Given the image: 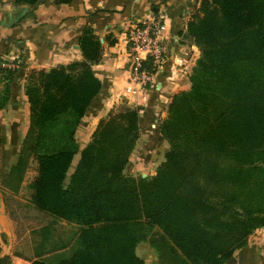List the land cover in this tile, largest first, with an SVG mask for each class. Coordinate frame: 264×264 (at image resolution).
I'll list each match as a JSON object with an SVG mask.
<instances>
[{
	"label": "trees",
	"instance_id": "16d2710c",
	"mask_svg": "<svg viewBox=\"0 0 264 264\" xmlns=\"http://www.w3.org/2000/svg\"><path fill=\"white\" fill-rule=\"evenodd\" d=\"M13 1L31 9L25 20L47 1L72 0ZM199 10L186 36L201 55L190 89L169 104L161 134L170 149L152 177L125 173L139 139L138 110L102 121L84 149L76 141L102 89L94 68L103 46L91 26L79 38L81 61L27 76L30 122L15 162L0 125V189L18 196L36 164L30 207L51 226L75 228L67 243L42 248L31 264H145L136 250L156 230L159 264H228L264 229V0H202ZM1 64L0 111L18 71Z\"/></svg>",
	"mask_w": 264,
	"mask_h": 264
},
{
	"label": "crops",
	"instance_id": "0c3cea01",
	"mask_svg": "<svg viewBox=\"0 0 264 264\" xmlns=\"http://www.w3.org/2000/svg\"><path fill=\"white\" fill-rule=\"evenodd\" d=\"M198 1L72 0L66 5H55L51 2L39 6L32 18L22 20L31 9L20 8L13 0H0V56L19 61L17 74L12 82L11 99L3 110L14 114L9 117L10 119H6L10 120L7 121L8 127L18 124L15 121L20 110L29 111L28 123L30 122L29 103L24 93L27 73L31 69H52L81 61L83 57L79 48V38L88 26L94 29L103 46L101 62L94 68L102 83V89L91 104L92 111L102 114L120 103L130 105L132 103L128 102L130 99L128 95L134 94L143 97L146 105L152 106L161 102L165 104L173 93L190 86L187 71L189 63L193 60L191 52L194 47L186 43L185 35L187 19L195 11ZM159 12L167 14L165 60L152 86L142 88L137 84L129 85L130 62L122 42L125 31L138 19ZM150 97L151 99L146 101ZM97 119L92 121L88 117L83 119L79 134L84 136V140H88L85 135L99 124ZM153 119L151 115L150 120ZM84 127L88 129L85 130ZM28 128L29 124L27 130ZM27 130L23 137L18 138L19 142L23 141ZM11 139L14 140L9 136L8 140ZM79 160L80 155L75 157L71 173ZM29 183L25 181L17 197L23 196V191ZM5 200V195L0 189V260L8 257L9 264H31L37 259L42 248L44 252H49L57 242L67 243L75 232L72 226L60 223L66 225L73 233H70L69 239L67 236H58L57 229L51 226L52 219L36 212L38 213L36 218L46 221V224L29 230L31 247L23 250L20 245L23 237L16 233L15 222L7 211ZM46 226H49L47 236L42 235V229ZM255 234V239L251 243L235 252L228 261L229 264H264V255H260L264 253V229L257 230Z\"/></svg>",
	"mask_w": 264,
	"mask_h": 264
},
{
	"label": "rangeland",
	"instance_id": "374dc122",
	"mask_svg": "<svg viewBox=\"0 0 264 264\" xmlns=\"http://www.w3.org/2000/svg\"><path fill=\"white\" fill-rule=\"evenodd\" d=\"M201 2L202 0L198 1V6L195 7V11L189 15V18L187 19L188 23L192 20L194 15L196 14L201 15V12L199 10ZM46 3H51V1L49 2L47 1ZM186 35H187V31H186ZM186 35H185L186 43L189 44V46L194 47L193 48L194 50L192 49L193 51L191 52V60L192 59L193 60L189 63L190 66L187 71L188 72V83L190 84L189 76L191 75L192 69L200 57L201 52H200L199 47L196 45L195 41L187 37ZM165 40H166V37H165ZM122 42L124 44V36H123ZM0 59L5 62L11 61V59L10 60L5 59L3 58V56H0ZM34 70L35 71H40V70L48 71L50 69H38V68L31 69L27 73V76L30 74L31 71H34ZM27 76L25 78V83H26ZM128 83H129V80H128ZM4 86L5 85L2 82H0V93L3 90ZM186 87L187 88H184V90L173 93V95L169 97V99L165 102V104L164 103L161 104L162 103L161 102V103H158L157 105L155 104H153L152 106L146 105L144 104L142 100L143 97H141L140 95L134 94V95H128V97L130 98V99L128 98L129 99L128 102H131L132 104L129 105L127 103L126 104L120 103L113 109L105 110L102 114H99V113L97 114L96 112H93L92 107L90 106L91 109L90 108H89L90 110L88 109L83 119L88 117V119L92 121L93 119H97L95 117H99L96 121H98V123L100 124L102 121H107L111 116L118 114L119 112L123 110H126V109L138 110L139 115H140L139 139L137 141L135 149L133 150V153L130 158V162L125 170V173L126 175L134 177V178L152 177L156 175L158 168L162 165V163H164L166 159L165 156L169 152V149H170L169 142L161 134V125L168 115V107H169V104L173 96L182 91H188L191 87V84L190 86L188 85ZM24 93H25V85H24ZM150 99L151 97L148 98V100L146 101H149ZM28 112L29 111L26 112L24 110H20L19 115L16 116L17 120L15 121L18 124L8 127L7 121H10V120H6V119H10L9 117H11L14 114L8 111L6 112L0 111V125L5 127V131L7 135V143L5 145V149L10 151L12 162H15L16 159L18 158L20 147L22 144V142H19L18 138L23 137V134L27 130V127L29 124L28 123V115H29ZM15 113L17 114V111ZM151 115H153V118H154L153 120H150ZM82 123H83V120L81 121L80 125L77 127L76 136H75L76 141L80 147V150L84 149L91 142L97 128L99 127V124L96 125L97 127L95 126L94 130H90V132L85 135L86 137H88V140H89L88 141L87 139L84 140V136L79 134V130H80L79 128H81L80 126L82 125ZM84 128L85 130L88 129V127H84ZM16 135L17 137H15ZM9 136L10 138L11 137L14 138V140L12 139L8 140ZM142 139H145V140H142ZM1 155H2V152L0 150V168L2 165ZM78 155H80V153ZM36 177H37L36 164H33L32 169L29 171L26 177V181L30 183L26 186L25 191H23V196H19V197L17 196L15 197L14 195L5 196L6 198L5 201L7 202V211L9 212L11 218L15 222L16 233L19 236L23 237V240L21 241V244H20L23 250L29 249L31 247V243H30L31 237L28 234L29 230H31L34 227H39L41 225L46 224V221H40L39 218H36L38 213H36V211H34L29 205L30 198H31V190L29 187H30L31 182H33ZM0 183H1V178H0ZM52 226H54V228L57 229L58 236H61V237L67 236L69 239L71 235L70 233H73L66 225L58 224L56 226L55 224ZM256 231L253 232L249 236L248 244L251 243V241L255 239ZM156 232L157 230L150 233L146 237V239L143 242H141L139 246L137 247L136 253L140 258L144 260L145 264H159L158 254L152 244V240ZM58 244L60 243L57 242V245ZM260 255H264V253L263 254L261 253Z\"/></svg>",
	"mask_w": 264,
	"mask_h": 264
},
{
	"label": "built area",
	"instance_id": "2783aa9c",
	"mask_svg": "<svg viewBox=\"0 0 264 264\" xmlns=\"http://www.w3.org/2000/svg\"><path fill=\"white\" fill-rule=\"evenodd\" d=\"M167 14L146 15L130 24L124 34V47L131 64L129 70V84L147 88L155 83L166 54L165 40ZM0 61H3L0 59ZM19 61H3L1 66L17 69Z\"/></svg>",
	"mask_w": 264,
	"mask_h": 264
},
{
	"label": "water",
	"instance_id": "95a60500",
	"mask_svg": "<svg viewBox=\"0 0 264 264\" xmlns=\"http://www.w3.org/2000/svg\"><path fill=\"white\" fill-rule=\"evenodd\" d=\"M78 48V47H77Z\"/></svg>",
	"mask_w": 264,
	"mask_h": 264
}]
</instances>
